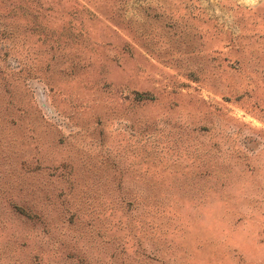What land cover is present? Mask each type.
Listing matches in <instances>:
<instances>
[{
  "label": "rangeland",
  "instance_id": "1",
  "mask_svg": "<svg viewBox=\"0 0 264 264\" xmlns=\"http://www.w3.org/2000/svg\"><path fill=\"white\" fill-rule=\"evenodd\" d=\"M0 264H264V0H0Z\"/></svg>",
  "mask_w": 264,
  "mask_h": 264
}]
</instances>
